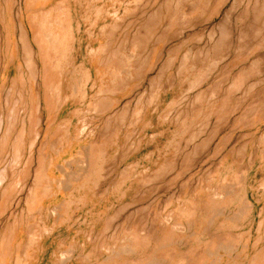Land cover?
<instances>
[{
	"label": "rangeland",
	"instance_id": "374dc122",
	"mask_svg": "<svg viewBox=\"0 0 264 264\" xmlns=\"http://www.w3.org/2000/svg\"><path fill=\"white\" fill-rule=\"evenodd\" d=\"M122 263L264 264V0H0V264Z\"/></svg>",
	"mask_w": 264,
	"mask_h": 264
},
{
	"label": "bare ground",
	"instance_id": "6f19581e",
	"mask_svg": "<svg viewBox=\"0 0 264 264\" xmlns=\"http://www.w3.org/2000/svg\"><path fill=\"white\" fill-rule=\"evenodd\" d=\"M70 177V176H69ZM161 247V246H160ZM128 250H129V248H128ZM112 253V252H111ZM105 259V258H104ZM107 260V259H106ZM124 262V261H123ZM149 262V261H148ZM115 263V262H114ZM120 263V262H119ZM133 263V262H132ZM151 263V262H150ZM123 264V263H122Z\"/></svg>",
	"mask_w": 264,
	"mask_h": 264
}]
</instances>
